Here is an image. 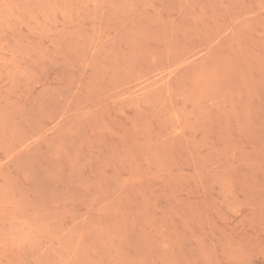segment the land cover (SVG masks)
I'll return each instance as SVG.
<instances>
[{"label": "rangeland", "instance_id": "rangeland-1", "mask_svg": "<svg viewBox=\"0 0 264 264\" xmlns=\"http://www.w3.org/2000/svg\"><path fill=\"white\" fill-rule=\"evenodd\" d=\"M0 264H264V0H0Z\"/></svg>", "mask_w": 264, "mask_h": 264}]
</instances>
